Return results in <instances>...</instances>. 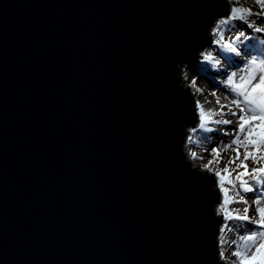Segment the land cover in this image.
Instances as JSON below:
<instances>
[{"label": "water", "instance_id": "95a60500", "mask_svg": "<svg viewBox=\"0 0 264 264\" xmlns=\"http://www.w3.org/2000/svg\"><path fill=\"white\" fill-rule=\"evenodd\" d=\"M227 11L0 0V264H222L179 70Z\"/></svg>", "mask_w": 264, "mask_h": 264}, {"label": "snow or ice", "instance_id": "6c2138e0", "mask_svg": "<svg viewBox=\"0 0 264 264\" xmlns=\"http://www.w3.org/2000/svg\"><path fill=\"white\" fill-rule=\"evenodd\" d=\"M233 3L234 5L238 4V0H233ZM256 3L261 9L259 12H253L249 8L233 6L229 16L218 23L214 32L220 33V24L230 25L232 21L238 20L246 24L254 33H264V27L257 26L255 20L249 19L253 16L264 18V0H256ZM240 37H243L246 41L255 38L247 35L244 31L239 32L236 40H239ZM221 40H223L222 34H220V39L215 40L214 43L219 45L224 52L235 54V56L241 55L240 48L236 45L235 40L224 43H221ZM258 43L264 44V40H260ZM245 47H251V45H246ZM211 59V54L205 56V60ZM217 63L219 62L217 61ZM230 63H234V61H230ZM240 73L241 74L238 75L236 71H233L227 75L225 80L221 81V83H223L236 97L229 99L228 96H224V100L228 101L227 104L221 103L220 97L216 96V93L213 92L211 95L216 97L215 103L219 105V108L208 110L206 116L203 104H201L199 100L196 101L200 121L198 127L205 132H212L213 128L207 127V124L209 123L224 125L233 124L234 121L230 119H211L213 116L225 115L223 111L225 108L228 109V114L236 118L235 130L232 133H225V135H231L233 138L229 143L223 145V149L218 150L217 148H212L210 150V154H214V159L210 160L208 165H205V168L209 171H214V174L218 177L221 190L225 195V204L243 203L245 205L243 215L239 214L238 210H235L236 214L234 216L231 214L226 215L225 220L236 219L255 225L259 229H264V199L259 197L254 199L253 203L258 216V219H254L248 215L251 206L248 205L247 199L238 192L237 196L239 199L233 200L228 196V189L225 188L226 183L232 185L235 181H239V188L242 192L250 193L254 191V188L249 184V180L256 181L257 184L264 181V154L257 155V153H264V56H253L246 61L244 67L240 70ZM197 91H199V89ZM233 106L238 111H233ZM257 121H259V123H256ZM241 136H243L242 139ZM241 148L244 149L242 160H240L239 151ZM250 148L253 149V151H249ZM228 149L234 151L236 155L229 159L228 163L222 170L211 169L209 165L220 163V160L222 159L220 151ZM192 156L196 157V153H192ZM250 159L257 166L249 171L248 165L245 162ZM237 160H240L237 167L243 168L244 171L237 173L234 181L228 178V176L231 175L229 173V166ZM222 172L228 175H222ZM245 176H247L248 179H244ZM262 195H264V193H262ZM226 230H231L227 223L221 227V232L223 233ZM226 243H228L226 240L221 239L220 244L222 246V251L220 255L224 260H227L225 251L223 250V245ZM231 244L236 245L235 250L231 253L236 259L235 261H232L231 264H264V231L253 229L247 234L241 235L239 243L233 240L231 241Z\"/></svg>", "mask_w": 264, "mask_h": 264}, {"label": "rangeland", "instance_id": "374dc122", "mask_svg": "<svg viewBox=\"0 0 264 264\" xmlns=\"http://www.w3.org/2000/svg\"><path fill=\"white\" fill-rule=\"evenodd\" d=\"M233 6H240V7L249 8V9L253 10L252 7L256 6V1L255 0H243V4H240V5L236 4V5H233ZM233 6L228 7V11H227L228 14H230L231 9H232ZM227 27L230 30H236L234 35H239L240 31H244L247 35L255 37L252 40L256 41L257 43L260 40H264V33H257V34L250 35L248 33L249 30L247 29L245 24L243 22H241V21L234 20V21L231 22L230 25H227V26L222 24L221 27H220V34L223 33L226 30ZM260 27H264V25L260 26ZM229 37H231V36H229ZM210 44H211V42H209V45ZM258 44H260V43H258ZM214 45H217V44H214ZM260 45L262 46L261 48L264 50V44H260ZM205 51H206V55L211 54V56H212V63L211 64H213V66L210 65L212 70H213V68H215V69H217V68L220 69L221 68V66L220 67L214 66V63L216 65H220V64H224L225 65L226 64V62L223 60V58L221 56V54L224 53V51H223L222 48L219 47V45L214 46L213 48H211L209 50H208V48H206ZM217 61L219 63H217ZM244 62L246 63L245 60H244ZM183 67H184V71H186V73H191L192 75L195 76V79H200V81H201V83L203 85V88L209 86L210 80H212V81L215 80L211 76H207V75L203 76V75H201L199 73L198 68L196 67V63L195 62L190 63L188 65H185ZM233 71H236L238 73V75L241 74L240 73V69L238 71V70L233 68V69L230 70V73L233 72ZM227 75H226V77H224V79H219L220 80L219 82L225 80L227 78ZM216 93H217V96L220 97L221 103H224V104L228 103V101L224 100V96H223L224 93H226V94H230L231 93L227 87H224L221 92H216ZM206 101H209V100L207 98H205V99H202L200 102L201 103H205ZM206 103H207L206 104L207 112L205 113L206 116L208 114V110H215V109L219 108V105H217L215 103V101L206 102ZM223 111H224L225 115H223V116H220V115L213 116V117H211V119L212 120H218V119L230 118L231 115L228 114V110L223 109ZM194 118L196 120V123H198V125H199V122H200L199 118L197 119V117L195 115H194ZM257 123H259V121H257ZM219 125H220V127H219ZM224 126H226V128ZM207 127L213 128V131L212 132H205V131H203L200 128L197 129L198 132H197V134H195V136L193 138L194 148L192 150L194 151L193 153H196V156L198 158L201 159V157H202L201 161L194 162V163L195 164H199L200 163V167L202 169L209 171L208 169L205 168V165H208V162L210 160L214 159V154H210V150L212 148H217L218 150L223 149V145L225 143H229L230 140L233 138L231 135H225V133H232L233 130H231V126L229 127V124L228 125H224V124L209 123V124H207ZM242 138H243V136H241V139ZM239 151H240V160H242L243 159L244 149L241 148ZM249 151H253V149L250 148ZM198 152H200V154H198ZM220 154H221L220 156L222 157V159L220 160V163L219 164L213 163L212 165H209V167L211 169H213V170H222L224 168V166L228 163L229 159L236 155V153L234 151H232L231 149L222 150V151H220ZM257 154H261L262 155L264 153H257ZM240 160H237L235 163H233V164H231L229 166V173L231 174L230 176H228L229 179L235 181V176L237 175V173H240V172L244 171L243 168H238L237 167V164L240 163ZM245 163H247L249 171L253 167L257 166L256 164H254L252 162L251 159L246 161ZM209 172H210V176L214 177L215 180L218 178L214 174V171H209ZM221 174L222 175H228V174L223 173V172ZM244 179H248V177L245 176ZM252 182H255V181L249 180V184L252 185ZM225 188L228 189V196L231 199L238 200L239 199V197L237 196L238 192L240 193V195H243L247 199L248 205L251 206L250 210L248 212V215L251 216V217H252L251 213L255 211V205L253 203L254 199L257 198V197H259L261 199H264V195H262L263 191H260L259 188L255 187V186H253V188H254L253 192H256V193L258 192V194L260 193V195L250 197L249 194L252 193V192H250L249 194H246V195L242 194L241 191L239 190V181H235V183L232 184V185H228L226 183L225 184ZM220 190H221V188H220ZM224 205L226 207V211L224 213L218 212L217 214L219 216L220 224L223 226L225 223H227L231 230H226L225 231V235H224L225 240L228 242V243L224 244V246H223V250L225 251V256L227 257V260L222 259L221 255H218V256H220V258H221V260H222V262L224 264H231V262L235 261V259H236L234 256L231 255V253L236 248V245L231 244V241L235 240V241H237L239 243V238H240L241 235H245V234H247L248 232H250L253 229H255L257 231H264V229H259L255 225L249 224L247 222H242V221H239V220H236V219H230V220L226 221L225 220V216L229 215V214L234 216L236 214L235 210H238L239 214L243 215V209H244L245 205L243 203H227V204H225V201H224ZM253 218L254 219H258L257 216H253ZM221 225H220V228L222 227Z\"/></svg>", "mask_w": 264, "mask_h": 264}, {"label": "bare ground", "instance_id": "6f19581e", "mask_svg": "<svg viewBox=\"0 0 264 264\" xmlns=\"http://www.w3.org/2000/svg\"><path fill=\"white\" fill-rule=\"evenodd\" d=\"M256 1V0H255ZM222 2L224 3V5L227 7L233 6V0H222ZM238 4H243V0H238ZM236 5V4H235ZM253 8V12H259L261 11L259 5L256 3V6L252 7ZM249 19L251 20H255L257 26H263L264 25V18H260V17H250ZM220 21H215L214 24L212 25V27L210 28V30L207 33V37L209 38V41L211 42L210 45H208V50L213 48L214 46V41L217 39H220V33H216L214 32V29L217 27L218 23ZM222 24L219 25V27H221ZM227 26V25H226ZM245 26L247 27V25L245 24ZM247 29L249 30V34H257L254 33L252 31V29H249L247 27ZM236 32V30H230L228 27L226 28V30L221 33L223 35V40H221V43L224 42H231V41H236V45L239 46L240 51H241V55L240 56H235V54L232 53H227L224 52L221 54L223 60L226 62V64H220V65H216L214 63V66L220 67V69H215L210 67V65L213 66L212 63V59L211 60H205V56L206 55V48L195 58V60H193L191 63L195 62L196 63V67L199 70V73L203 76H211L213 77L215 80H210V84L208 87L203 88V85L200 81V79H195V76L192 75L191 73H186V71H184V67H181L179 70V80H180V85H181V89L183 90L184 93L187 94L189 101L191 102L190 108H189V112L190 114H194L197 119L199 118L198 115V109L196 107V101L199 100L201 101L202 99L207 98L210 102L215 101L216 97L212 96L211 94L213 92H221L223 90V88L225 87V85L221 82H219V79H224V77H226L227 74H230V70L231 69H236L239 71V69L241 70L244 65H245V61H248L249 59H251L253 56L256 57H261L264 56V50L261 48L262 46L260 44H258L256 41L253 40H244L243 37H240L239 40H236V37H238V35H234V33ZM231 36V37H229ZM246 45H251V47H245ZM230 61H234V63H230ZM199 89V91H197ZM217 96V93H216ZM223 96H228L229 99H233L236 98L234 96L233 93L230 94H226L224 93ZM204 106L205 109V113L207 112V107H206V102L205 103H201ZM225 110H228L227 108H225ZM233 111H238L234 106L232 107ZM230 120L234 121V124H229V127L231 126V130H235L236 128V124H235V117H231L227 118ZM200 123V122H199ZM257 123V122H256ZM220 127V125H219ZM226 128V126H224ZM198 123H196V125L194 127L189 126L186 127L184 130L185 133V138H184V143H183V147H182V152L183 155L185 157L186 162L189 163V165L198 173L210 176V172L207 170H204L200 167V163L199 164H195L194 162H199L201 161L200 158L193 157L192 153L194 152L192 149L194 148V142H193V138L195 136V134H197V129H198ZM191 138V139H189ZM198 154H200V152H198ZM221 155V154H220ZM257 155H261V154H257ZM218 179V178H217ZM215 180V187L214 189L216 190V192L219 194L220 196V201L217 205L214 206L213 208V215L216 219H219L218 216V212L220 213H224L226 211V207L224 205V201H225V195L224 192L222 190H220V183L219 180ZM252 185L259 188L260 191H263L262 193H264V181H261V183L257 184V182H252ZM239 190L241 191L242 194L246 195L249 193H244L242 192V190L239 188ZM250 197L253 196H258L260 195V193L258 194V192H252L249 194ZM262 196V195H261ZM263 197V196H262ZM252 217L253 216H257L256 211L251 213ZM258 217V216H257ZM222 226V225H221ZM224 235L225 232H221V228L219 230V236H218V255H220L221 250H222V246L220 244L221 239H224ZM224 246V245H223ZM219 261L224 264L219 256Z\"/></svg>", "mask_w": 264, "mask_h": 264}]
</instances>
